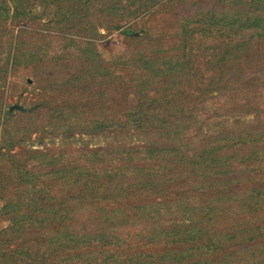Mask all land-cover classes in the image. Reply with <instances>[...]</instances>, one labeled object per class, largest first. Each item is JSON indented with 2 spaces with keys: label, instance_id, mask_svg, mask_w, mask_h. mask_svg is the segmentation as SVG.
Returning a JSON list of instances; mask_svg holds the SVG:
<instances>
[{
  "label": "trees",
  "instance_id": "16d2710c",
  "mask_svg": "<svg viewBox=\"0 0 264 264\" xmlns=\"http://www.w3.org/2000/svg\"><path fill=\"white\" fill-rule=\"evenodd\" d=\"M262 115L264 0H0V264H264Z\"/></svg>",
  "mask_w": 264,
  "mask_h": 264
},
{
  "label": "rangeland",
  "instance_id": "374dc122",
  "mask_svg": "<svg viewBox=\"0 0 264 264\" xmlns=\"http://www.w3.org/2000/svg\"><path fill=\"white\" fill-rule=\"evenodd\" d=\"M161 23V22H160ZM98 49L102 52V54L107 59H114L121 56L125 50H126V41L124 38V35L122 33H115L112 36L108 37L107 39H104L102 41H98ZM230 70L231 68H228V65H226L225 70ZM44 92L40 91L38 89V82L36 78L33 76L32 72L30 71H19L15 72L11 78L10 81L5 89V97H6V103L8 106L13 105H21L25 110L30 109L34 107L39 101H43L44 99L50 100L54 99L53 96L43 94ZM24 110V111H25ZM19 111V110H15ZM264 117V115H262ZM248 118L253 119L255 118V114L248 115ZM1 119L0 121V131H13L12 127L14 126L13 122H7ZM30 122H26V124L23 126V128L19 129V131H31L32 128L30 126ZM1 125H4L1 127ZM44 131H47L46 129ZM37 139V134H34L32 137V140L35 141ZM46 143H49V148H55L58 149L61 146V140L56 139L54 142H51L50 138H46ZM105 144L104 138H95L90 139L88 137H83L81 140L76 137L75 139H72L71 144L66 146V149L68 151V157L70 159L72 157H78L80 155L79 151L83 150V147L86 145L89 146V148H93L96 146H103ZM35 149H43L42 146H33V150ZM18 149H16L17 151ZM78 155V156H77ZM25 158L28 160V163L32 165L36 160L41 159V157L35 153H28L25 155ZM15 175L14 173H11ZM25 175V174H24ZM21 173H17L14 176L8 175L7 182L6 181H0V209L5 204V200H13L18 197L20 192H17L14 188H12V185L20 183L22 179L25 178V176ZM14 178V179H11ZM9 179L10 183H9ZM11 186V187H10ZM23 196V194L21 193ZM16 197V198H15Z\"/></svg>",
  "mask_w": 264,
  "mask_h": 264
},
{
  "label": "water",
  "instance_id": "95a60500",
  "mask_svg": "<svg viewBox=\"0 0 264 264\" xmlns=\"http://www.w3.org/2000/svg\"><path fill=\"white\" fill-rule=\"evenodd\" d=\"M10 110L11 111H15V110L24 111L25 109L21 105L17 104V105L11 106Z\"/></svg>",
  "mask_w": 264,
  "mask_h": 264
}]
</instances>
